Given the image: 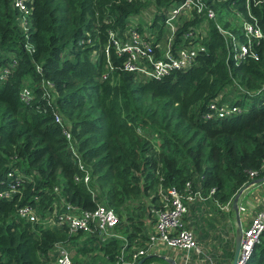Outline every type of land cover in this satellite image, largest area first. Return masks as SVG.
I'll return each instance as SVG.
<instances>
[{
	"label": "trees",
	"instance_id": "trees-1",
	"mask_svg": "<svg viewBox=\"0 0 264 264\" xmlns=\"http://www.w3.org/2000/svg\"><path fill=\"white\" fill-rule=\"evenodd\" d=\"M172 1L25 0L30 14L23 23L11 0H0V192L17 190L0 198V264H54L56 244L72 252V264H137L133 255L147 249L168 189L185 194L189 183L205 199L200 203L220 209L264 176V0H204L216 21L208 22L205 52L192 67L160 80L123 71L110 34L123 33L150 6L152 27L163 33ZM238 14L262 32L253 46L257 60L233 61L217 29L245 41ZM200 21H182L175 43ZM24 89L28 102L20 99ZM217 98L239 112L207 118ZM63 203L112 209L117 237L48 225ZM27 204L37 222L17 216ZM233 248L234 238L221 252L227 264ZM152 260L161 261L143 264ZM245 264H264V232Z\"/></svg>",
	"mask_w": 264,
	"mask_h": 264
},
{
	"label": "built area",
	"instance_id": "built-area-1",
	"mask_svg": "<svg viewBox=\"0 0 264 264\" xmlns=\"http://www.w3.org/2000/svg\"><path fill=\"white\" fill-rule=\"evenodd\" d=\"M124 1L132 2L134 0ZM11 2L13 7L22 14V20L25 23L30 14L25 0H11ZM162 15L164 16L163 33L156 26L152 27L155 17L145 10L128 20L123 33L113 31L110 34L109 46L112 48L113 58L121 62L123 71L149 80H160L174 71H183L192 67L196 58L205 52L203 41L206 37V27L209 21H216V14L204 0H174L166 7ZM194 16L202 17L203 21L185 30L181 34V42L175 43L176 33L182 21H191ZM237 16L240 19V28L245 41H240L230 30L224 29L220 25H217V29L224 40H228V46L230 42L231 50L229 51L233 61L238 63L246 58L257 60L258 55L253 50V46L254 42L263 38L262 32L255 22L247 21L240 14ZM138 17L144 21L143 25L137 23ZM106 57L109 68L112 69L108 47L106 48ZM48 87L52 88V84H48ZM30 97L29 89H24L20 94V99L23 102H28ZM209 110L210 114L206 116L207 118L215 115L220 119L231 117L239 112L235 106L220 104V98L210 102ZM55 121L60 123L61 118L56 115ZM65 136L69 142V134L65 133ZM78 166L84 172L82 182L88 184L90 180L88 172L80 161ZM255 175L256 173L251 174L252 177ZM186 190L187 192L182 194L176 189L170 188L166 195H163L166 202L165 208L156 213L157 219L149 234L147 246V249H152L162 244L169 250L181 252L184 264H186L190 253H200L197 247V235L184 224V217L189 212L188 204L205 200L200 192L190 191L189 183L186 184ZM54 191L59 192L57 188ZM213 192L214 190H211L210 194ZM14 193H17V190L15 187H11L0 192V198H10ZM60 208L61 212L56 209L53 211V217L46 221L48 225L64 226L69 234L93 233L100 240L115 236L114 234L112 236L111 232L118 224V217L112 209L105 205L97 204L96 208L91 211L81 210L69 203H63ZM220 210L230 212L231 202L221 206ZM238 210L239 213L246 211L243 207H238ZM17 216L26 222L38 221L35 207L29 204L19 207ZM250 217L247 225L244 228L241 225L240 228L241 241L237 264L246 263L264 232V208L254 214L250 213ZM147 249L138 250L133 255V261L144 257ZM54 252L56 253L54 264H72L71 254L63 245L56 244ZM120 261H122L121 258Z\"/></svg>",
	"mask_w": 264,
	"mask_h": 264
},
{
	"label": "crops",
	"instance_id": "crops-1",
	"mask_svg": "<svg viewBox=\"0 0 264 264\" xmlns=\"http://www.w3.org/2000/svg\"><path fill=\"white\" fill-rule=\"evenodd\" d=\"M264 171V168H263ZM257 180H262L259 184L254 185V186H250L247 190H245L242 195L240 196L239 200H238V207H243L245 208V212L239 213V217L238 219H236V215L234 213V211L231 208L232 213L230 212H226L225 214H221L222 218L225 216V220H226V229L224 228V231H220L219 233H216L217 231H214V227H215V220L217 218V214L221 211L220 209H218L217 207L213 206L212 204H210L208 201V199L202 203V204H197L194 205L193 208H199L200 210H198L197 213H200V211H204V212H209V216L212 219L211 223H209L207 220V224L205 225L206 228L202 229L205 230L204 234H206L207 236H209V238H212L214 240H218L219 239V243L220 241H223L228 243L231 242V240L234 238L235 239V235L236 232L234 233L233 231H231V227L233 225H231V217L232 219L235 221L236 226L239 228V225H243V223L245 222L246 225L248 223V220L251 218L248 216L247 218V213L249 212L254 214L256 212L261 211L264 208V176L261 178H258ZM192 208V209H193ZM192 209L189 210V214L192 212ZM218 209V211H217ZM239 212V210H238ZM189 214L187 215L188 218L190 217ZM186 216V217H187ZM184 217V219L186 218ZM207 219V218H206ZM247 219V220H246ZM220 221V219H217ZM225 220H221V221H225ZM186 223V227L188 229H191L195 232V234L198 232L195 231V226L193 224V226L190 228L188 221L185 222ZM212 229V233H209V231ZM152 229H149V233L151 232ZM200 230V229H199ZM198 230V231H199ZM202 230H200V233H202ZM223 236V238H221ZM199 237V235H198ZM144 257H157L159 260L163 261H155L152 260L148 263L145 264H170L169 262L172 261L173 264H184L183 261V256L181 254V252H177V251H172L169 250L168 248H166L165 246H163L162 244H159L158 246L152 248V249H147L146 255ZM142 257V258H144ZM140 258V259H142ZM223 260L220 262V264H227L226 259H224V257H222Z\"/></svg>",
	"mask_w": 264,
	"mask_h": 264
},
{
	"label": "rangeland",
	"instance_id": "rangeland-1",
	"mask_svg": "<svg viewBox=\"0 0 264 264\" xmlns=\"http://www.w3.org/2000/svg\"><path fill=\"white\" fill-rule=\"evenodd\" d=\"M154 9L152 6L148 7V10H146L148 13L149 12H152ZM232 18H229V20H231ZM137 20V23L140 24V25H143L144 24V21L141 20L139 17L136 19ZM232 202L231 201V208H232ZM197 204H202L200 203L199 201H195L191 204H188V209L191 210L194 205H197ZM244 207V206H243ZM198 210H200L199 208H193L192 209V212L189 214V218H188V214L185 216L186 218L184 219V224L186 226V221H188L189 226L190 228L193 226H195V231L198 232V235H197V247L199 248V252L200 253H190L189 255V258L187 259V262L186 264H220V262L223 260L222 258V253L224 248L226 249V246H227V243L223 241H220L219 243V239L218 240H214L212 238H209V236H207L206 234H204V231L205 230H202V229H205L206 228V224H207V221L209 223H211L212 219L210 218L209 216V212H204V211H200V213H197ZM218 211V210H217ZM226 212H219L217 214V218L215 220V227H214V231H217L216 233H219L220 231H224V228L226 229V220H225V216L222 218L221 214H225ZM248 216L250 217V214L249 212L247 213V218ZM207 218V219H206ZM217 219H220L217 220ZM225 220V221H221V220ZM207 220V221H206ZM231 225H233L230 229L231 231H233L234 233L237 231L238 227L236 226V223L235 221L232 219L231 217ZM247 220V219H246ZM246 226V223L244 222L242 227L244 228ZM240 228H241V225H240ZM202 230V233H200V230ZM199 230V231H198ZM209 233H212V229L209 231ZM223 238V236L221 237ZM182 254V253H181ZM199 254V255H197ZM71 255H72V252H71ZM183 255V254H182ZM228 261V259H227ZM227 263V262H226Z\"/></svg>",
	"mask_w": 264,
	"mask_h": 264
},
{
	"label": "water",
	"instance_id": "water-1",
	"mask_svg": "<svg viewBox=\"0 0 264 264\" xmlns=\"http://www.w3.org/2000/svg\"><path fill=\"white\" fill-rule=\"evenodd\" d=\"M262 180H253L251 183L248 185L244 186L234 197L233 202H232V210L234 211L236 215V219L239 217V212H238V200L242 193L247 190L250 186L257 185L261 182ZM240 241H241V233H240V225L239 228L236 231L235 239H234V248H233V258L231 264H237L238 262V254H239V249H240ZM148 259V257H145L143 259H140L137 264H143L145 260ZM170 264H173L172 261L169 262Z\"/></svg>",
	"mask_w": 264,
	"mask_h": 264
}]
</instances>
